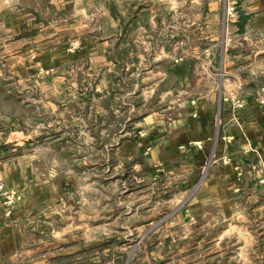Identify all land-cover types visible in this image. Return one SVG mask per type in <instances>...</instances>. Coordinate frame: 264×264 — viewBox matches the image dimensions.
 Masks as SVG:
<instances>
[{"label":"rangeland","instance_id":"rangeland-1","mask_svg":"<svg viewBox=\"0 0 264 264\" xmlns=\"http://www.w3.org/2000/svg\"><path fill=\"white\" fill-rule=\"evenodd\" d=\"M228 1L0 0V160L59 186L32 264H264V163L229 183L227 208L203 204L214 152L196 173L176 158L147 180L127 146L145 116L173 115L162 71L217 43Z\"/></svg>","mask_w":264,"mask_h":264},{"label":"crops","instance_id":"crops-1","mask_svg":"<svg viewBox=\"0 0 264 264\" xmlns=\"http://www.w3.org/2000/svg\"><path fill=\"white\" fill-rule=\"evenodd\" d=\"M237 1L219 4L217 15L222 22L227 12L229 24L225 31L220 26L213 47L169 62L162 71V81H177V90L165 94L178 98L173 115L155 112L145 116L139 125L145 136L136 135L127 145L133 156L144 155L147 180L159 178L157 166L176 158L181 172L196 173L214 152L217 168L204 183L203 204L215 200L227 208L229 183L256 180L255 170L264 163V107L259 100L264 88V0H241L250 15L244 35L237 34L235 26ZM182 93L187 97L181 98ZM22 162L20 158L0 160V181L21 194L10 215L0 199V264H32L27 245L34 241L42 222L52 220L53 209L59 205V186L29 179L33 171ZM219 168L224 172L218 173ZM237 169L241 179L235 175ZM197 175L187 183H194Z\"/></svg>","mask_w":264,"mask_h":264},{"label":"built area","instance_id":"built-area-1","mask_svg":"<svg viewBox=\"0 0 264 264\" xmlns=\"http://www.w3.org/2000/svg\"><path fill=\"white\" fill-rule=\"evenodd\" d=\"M223 76V73L220 75ZM260 104L264 107V88L261 91V96L259 97ZM238 104H241V101L237 102ZM0 199L5 206L6 214L10 215L16 205L21 200V194L9 187L7 185L0 181Z\"/></svg>","mask_w":264,"mask_h":264},{"label":"water","instance_id":"water-1","mask_svg":"<svg viewBox=\"0 0 264 264\" xmlns=\"http://www.w3.org/2000/svg\"><path fill=\"white\" fill-rule=\"evenodd\" d=\"M235 12L238 15L237 21L235 22V26L238 28L237 34L244 35L246 33V26L250 20V15L243 9L241 0L237 1L235 5ZM27 142H30V140Z\"/></svg>","mask_w":264,"mask_h":264}]
</instances>
